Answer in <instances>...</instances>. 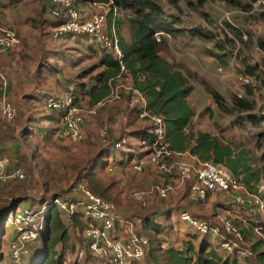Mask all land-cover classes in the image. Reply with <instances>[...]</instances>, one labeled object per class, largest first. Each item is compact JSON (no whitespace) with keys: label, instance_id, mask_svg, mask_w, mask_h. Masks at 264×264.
I'll return each instance as SVG.
<instances>
[{"label":"trees","instance_id":"obj_1","mask_svg":"<svg viewBox=\"0 0 264 264\" xmlns=\"http://www.w3.org/2000/svg\"><path fill=\"white\" fill-rule=\"evenodd\" d=\"M91 1L108 3L109 0ZM229 1L240 4L238 0ZM39 6L38 17L32 19L34 28L42 25V21L46 22L50 28H56L63 23V18L54 17L50 14L49 4L46 0H42ZM114 6L118 8L116 14L113 11ZM121 11L123 13H119ZM164 13L163 7L153 0H115V3L109 8L106 29L110 31L113 26L115 27L120 38V45L125 53L129 73L124 74L122 78L129 77L132 79L133 85L139 88L145 96L149 110L163 116L170 147L175 151H185L187 146L185 142L188 143L191 140L190 138L193 137L196 142L190 148L191 154L203 160H212L210 159L211 156H209V150H213L215 156L221 155L223 153L222 144L218 142L220 145L218 143L207 145V141L211 137L208 132L199 131L196 134L193 131L190 134L184 132V128L192 124V117L195 115V110L189 106L186 100L195 90L194 85L190 81L191 76L194 77V74L190 67L171 60L161 53L162 39L160 41L157 40L155 33L163 32L164 34L161 38L165 39V34L176 35L180 31L177 27H169L167 25L168 19ZM42 16L44 17L42 18ZM258 18L264 20V12L260 13ZM80 36L86 35H77L78 38ZM258 43V45L264 47L263 38ZM99 48L101 54L98 63L82 69L77 75L73 89L70 90L72 104L74 105L82 107L85 105L93 106L99 100L108 96L111 91V85L116 84L114 78L120 72L119 63L113 54L108 53L101 47ZM218 48L219 52L216 57L219 60L221 59V61H225V58L229 55L228 52H226L225 47L221 43H218ZM253 53L254 50L249 60L245 59L243 61V68L240 72L252 78V84H247V86H253L256 81L264 85V60L259 63H253ZM44 71L49 74H55V70L51 66L45 65V68H43L41 65V68L37 70L38 78L44 77ZM40 85L41 81H37L36 84L33 83L31 90L22 96L28 103V114L20 130L18 132L15 130L12 135H9L0 125V145H6V150H16L17 152V145H23L22 141H25L28 145H32L33 156L38 158L40 156L37 151L38 146L57 145V135L63 134L62 120L64 110L58 106L49 108L47 105L49 98H53L56 103L60 100L56 95L41 90ZM205 86L207 93L214 99L221 110L228 113L234 110L228 108L227 100L222 92L208 84H205ZM0 87L1 89L3 87L1 78ZM11 91L12 85L9 84L6 87V92L9 95ZM236 96L242 98L237 93ZM238 101L239 110H251L253 108L252 105L242 99H238ZM101 109H104V107ZM134 109L135 116L139 118L138 107ZM146 123L147 125L144 128L128 132L130 140L122 148L115 147L116 141L97 147L94 139H88L91 140V143L86 142V144L91 150L94 149L95 153L92 155L89 153L88 148H83L84 154L90 156L81 169L76 167L81 177L75 179L72 184L82 180L95 194L113 201L117 205L121 204L124 186L110 173L113 171L110 170V166L113 161H116L117 163L113 169L117 166L124 169L130 166L135 171L133 162L134 159L142 155L141 142H151L155 136L154 125ZM120 139L121 137L117 141ZM20 158L23 160L27 159L25 153ZM20 158H18L19 164L21 162ZM213 160L220 163L223 157L219 156ZM241 166L247 172L254 170L251 174H248L249 176L244 181L242 180L244 185L248 187V183H251V181L258 185L262 181L264 173L262 174L257 168L253 169L250 163L247 166L243 163ZM5 185L0 184L1 187ZM12 187L13 189L9 190L10 196H4L2 201H0V264H12L8 246L16 236L14 227L5 225L6 215L10 210L15 209L22 200L31 198L29 195L23 194L21 190L15 189L13 185ZM63 194L56 193L55 196ZM260 196L264 202V191L261 192ZM191 202L200 203V201ZM54 207L56 206H51L46 213V224L41 245L36 246V249L31 248L29 256L21 264H68L65 261L66 249L63 241L69 234L71 237L77 234L74 237L75 243L72 249L74 251L78 245L80 252L77 259L80 257L86 259L89 253L96 260L83 236L87 220L81 213H77L73 217L72 222L67 223L64 219L63 211L58 207V212L54 214ZM137 214L142 219V232L150 239V248L146 256L137 264H264V240L256 232V228H258L264 234L263 221L258 222L252 219L254 221L250 220V223L242 224L241 226L237 225L240 227L245 240L250 244L252 252L241 256L237 250L231 253L222 252L221 244L223 238L220 236L203 235L197 231H193L194 234L190 238L184 239L181 247L164 244L163 242H166V239L157 237L159 233L164 232V224L159 221L160 217H158L160 213L156 212V210L146 209L145 211H138ZM169 215L165 221L168 223L169 228H172L174 225ZM71 227L75 228L72 234L70 233ZM54 231H56V236H53ZM199 235L203 236L202 239H200ZM155 237L158 242L153 245L152 241ZM80 240H83L81 244ZM196 240H198L197 243ZM5 241L7 245H4ZM59 242H62L63 248L60 252L57 250Z\"/></svg>","mask_w":264,"mask_h":264},{"label":"rangeland","instance_id":"obj_2","mask_svg":"<svg viewBox=\"0 0 264 264\" xmlns=\"http://www.w3.org/2000/svg\"><path fill=\"white\" fill-rule=\"evenodd\" d=\"M153 1L159 3L163 7L165 11L164 15L168 19L167 25L169 27H177L180 30L176 35L168 34L165 36V39L161 38L162 55L171 60L178 61L182 65L190 67L194 74V77L191 76L190 81H192L191 83L195 87H199L203 90L202 87L205 88V84H208L224 93L228 108L234 110L229 111V113H225L224 111L225 114L223 119L225 121H233L231 124H235L238 129H241L245 133L242 142L245 143V145L251 146L250 150L255 156V167L263 174L264 85L259 81H256L253 86L243 85L238 82L236 76L242 71L243 61L245 59L249 60L251 57L250 55L254 46L259 44L258 41L261 38L264 39V20L258 18L259 14L262 13L260 7L254 4L255 0H238L240 4L229 0ZM104 11L106 10L97 9L90 13ZM80 13L82 16H85V13H83L82 10H80ZM119 13L123 12L121 11ZM227 15L230 19V23L226 22ZM257 15L258 17H256ZM231 22L235 23V25L231 24ZM31 24L32 21L30 25ZM2 25L15 30L21 41L20 44L13 47L7 53H0V78L1 85L3 86L2 89L0 87V125L4 131L9 135H12L15 130L18 132L26 121L28 103L22 96L31 90L33 83L36 84L37 81H41L40 89L46 93L56 95L59 100H65L69 97L70 90L73 89L76 82L77 73L82 67L91 66L95 63V60H92L91 56L88 55L90 50L86 46L94 42V39L89 36H80V38H78L77 35L66 39L61 38L63 36L55 37V28H47L46 26L43 27L41 25H39L38 28H34L31 25V29L27 26V30H24L21 25H15V27L13 26L14 24H8L3 21ZM245 33L249 37L248 40H244L243 38ZM218 43L223 44L226 52L229 54L228 57L225 58V61H221V59L219 60L216 57V54L219 52ZM95 44L94 47L98 49V51H101L99 48L100 46ZM46 59H48V66L56 68L58 65L61 70L55 69V74H49L47 71H44V77L38 78L37 70L41 68V65L43 67L47 64ZM63 59H65V61ZM71 61L74 63L71 64ZM219 65H222L229 74H233L237 83L229 80L221 81L220 77H222V75L226 76V74H222L218 71L217 67ZM67 69L70 71V74L67 73ZM9 84L12 85V91L8 95L6 87H8ZM237 84L242 92V98L236 96ZM196 94H198V92L195 91L191 98L193 99ZM127 97L130 98V103L132 102L130 109H133V106L135 105L134 98L126 92H123L122 97L116 101L125 100ZM238 99L244 100L252 105L253 108L251 110H239V105L237 104L239 102ZM114 102H111V104H114ZM204 102L200 101V104H204ZM213 102L215 104V109L219 110L220 108L217 106L214 99ZM4 104L11 105L12 108H15V115L9 117L3 109ZM206 105L204 106L205 109L207 108ZM106 107L99 110L94 115L88 114L87 112L84 113V138L81 141L73 142L57 135V145H43L37 147V151L40 154L38 158L33 156L34 150L31 147L32 145H28L25 141H22L23 145H17V152L16 150L8 151L5 149L6 145H0V155L8 156L10 158H20L25 153L27 159L23 160L20 158V165L23 166L28 173L25 179L11 181L1 188L0 201H2V197L10 196L9 190L13 189L12 185L15 189L21 190L23 194L31 197L29 199H24L19 203V210L30 204H32V206H41L47 201V198H51L56 193H65L72 182L78 177H81L79 170H77L76 167L81 169L86 164L87 158L90 156L84 154L83 148H88L89 153L92 155L95 153V150H91L86 144V142L91 143V140L88 139H94L95 146L97 147L100 145H108L109 142H117L120 137H123L125 133H128L129 130H131L128 126V120H125L123 117L118 123L119 126L117 127V131L113 132L111 120L104 114ZM132 109L130 110L131 113H133ZM133 115H135V111ZM118 118L119 116L117 115L115 119L117 120ZM145 125H147L146 122ZM103 131L107 132L104 137L102 136ZM127 144L128 143L125 145ZM120 169L121 168H118L117 166L110 173L118 179H121V184L123 186L126 185V187H124V205L131 209V216L139 217L137 214L138 211H145L146 209L157 210L158 204L164 205L167 200L158 197L156 193H150L147 197V204L144 205L133 198L132 194L134 191L141 190L149 192L153 184L162 182H171L176 189L181 188L182 191L185 189L184 186H180L178 182L175 181V176L166 177L153 168H148L146 172H143L152 180L147 185L138 184L135 180V175H133L132 172H129L128 174L126 172L122 173ZM128 179L134 183H131ZM127 180L130 184L125 182ZM254 186L255 189H249L247 186L246 187L251 193L256 192V190L258 191L259 189L263 192L264 177L258 185L255 184ZM184 199L185 197L183 198V201H179L182 203L184 202ZM223 202L224 201L221 203ZM182 205H185V209L189 212L210 219H215L216 214L218 213H222L226 217L231 218V220L242 222L244 220H247L246 222L250 220H257L259 222L264 219V214L258 207H255L251 212L252 216H248L244 215L243 207L236 208L230 203L227 205H219V209L217 207H212L210 209L207 208L208 200L200 201V203H190L188 205L183 203ZM192 205L196 207V210L191 208ZM216 210L217 212H215ZM53 211L54 214H56L58 212V207H54ZM241 225L242 224L239 226ZM74 230L75 228L71 227L70 233L72 234ZM177 233H181L179 228L178 230L176 229L174 232H171V239L177 237ZM56 235V231H54L53 236ZM75 235L71 237L69 234L63 241L66 249V263L95 264L96 261V264H99V260H95L89 253L86 256V259L82 257L77 259L80 252L78 245L74 251L72 250L73 244L75 243ZM162 235L163 233H159L157 237L160 238ZM202 237L203 236H200V239H202ZM82 241L83 240H80V244ZM157 242V238L155 237L152 243L154 245L157 244ZM41 243L42 240L38 241L36 246H40ZM4 245H7L6 241L4 242ZM34 249H36V247H34ZM62 249V242H59L57 250L60 252ZM221 251L226 252L224 249H221Z\"/></svg>","mask_w":264,"mask_h":264},{"label":"built area","instance_id":"obj_3","mask_svg":"<svg viewBox=\"0 0 264 264\" xmlns=\"http://www.w3.org/2000/svg\"><path fill=\"white\" fill-rule=\"evenodd\" d=\"M49 4V12L54 17L63 18V23L55 28V37L66 34L86 35L108 53L113 54L120 66L119 74L114 78L116 84L111 85L108 96L99 100L93 106H79L72 104V97L69 95L65 100L58 103L49 98L48 107L58 106L64 110L63 129L64 136L73 142H79L84 138L83 124L85 115H94L99 109L122 97V93L132 95L134 106L138 107L139 119L154 125L155 136L151 142L142 141V155L134 159L133 169L142 173L152 167L164 176H177L180 183H188V199L190 201H205L210 193L220 192L224 195V204L230 203L239 207L248 208L250 212L258 207L264 214V202L261 200V191L251 193L244 185L242 177L234 174L227 166L214 160H203L192 156L190 160L182 159L183 152L175 151L169 145L166 135L165 121L162 115L149 110L147 100L142 92L133 85L129 77L122 78L128 74L125 60V53L120 45V38L115 29H106L108 12H94L89 16H82L77 6V0H46ZM115 0H109L107 4L113 5ZM255 5L264 12V0H255ZM0 6V53H7L16 45L20 44V38L15 30L2 25ZM116 14L118 8L113 9ZM226 20L230 23L228 15ZM235 25V23L231 22ZM163 32L155 33L157 40H161ZM167 35V34H165ZM248 40V35H243ZM253 63L264 60V47L254 46ZM218 71L228 76V71L222 66L217 67ZM237 76L238 82L243 85L252 84V78L240 73ZM125 88V89H124ZM124 89V90H123ZM238 96H242L240 88L236 87ZM4 111L9 117L16 113L11 105L4 104ZM107 132L103 131L102 136ZM130 135L125 133L116 142V148H122L130 140ZM144 152V153H143ZM112 162L110 170L116 165ZM26 169L19 164L18 158L0 156V184H7L11 181L23 180L27 177ZM175 189L171 182L155 183L149 192L136 190L133 198L147 204V197L150 193H156L160 198H167ZM57 206L63 211L64 219L71 223L77 213H81L87 220L83 230V236L87 241L90 252L99 260V264H137L146 256L150 248V239L137 229L133 220L121 216L118 205L95 194L88 185L79 180L60 196L48 198L41 206H26L18 209V206L8 212L5 218L6 226H13L16 236L8 246L12 264H21L36 247L38 241L43 238L46 224V213L51 206ZM264 217V216H263ZM181 219L189 224L193 231L203 235L220 236L223 238L222 249L228 253L237 250L241 256L252 253L250 244L245 240L240 229L230 218L222 213L216 214L215 219L196 216L190 212H182ZM122 221L126 227V235L116 233V222ZM264 222V219L262 220ZM256 232L264 240V234L256 228ZM264 249V246H263Z\"/></svg>","mask_w":264,"mask_h":264},{"label":"crops","instance_id":"obj_4","mask_svg":"<svg viewBox=\"0 0 264 264\" xmlns=\"http://www.w3.org/2000/svg\"><path fill=\"white\" fill-rule=\"evenodd\" d=\"M41 2H42V0H0V6H1V10H2L1 11V21L8 23V24H14L13 26L21 25V27H23L24 30H27L26 29L27 26H29V28L31 29L33 27V25L31 24L32 25V27H31L30 23H31L32 19H34V18L36 19L38 17V9L40 7L39 5L41 4ZM77 4H78L80 10H82V12L85 13V16H89L91 14L90 12L97 10V9H104L107 12H109V8L111 6L107 3H96V2H92L91 0H77ZM43 17L44 16H42V18ZM41 26H43V27L46 26L48 28V24H46V22H44V21H42ZM72 36H74V35L68 34V35H65L61 38L66 39V38H69ZM77 40H78V38H77ZM23 41H24V39H23ZM88 41H90V40H88ZM93 43L95 44V42H92L91 44L86 45V46L90 50V53L88 55L91 56L92 60H95L94 61L95 63H93V64H96L99 61V56L101 54V51H98V49H96L94 47ZM65 59H63V60L65 61ZM46 60H47V64H45V65H49L48 59H46ZM73 63L74 62L71 61V64H73ZM45 65L43 66V68H45ZM88 67L89 66L82 67L81 70L84 68H88ZM53 69L54 70L55 69L61 70L58 65L56 68H53ZM56 70H55V72H56ZM67 73L70 74V71L68 70ZM78 73H77V75H78ZM220 78H221L220 79L221 81L229 80L231 82H233V81L235 82L234 75H230V76H228V75L223 76L222 75V77H220ZM202 88H203V90H201L199 87H195V90L186 99L189 106L193 110H195V115L192 117V124L189 127L184 128V132L186 134H190L191 131H193V133H195V134L199 131L210 133L211 137L208 139L207 145H215L216 143L219 142L222 144L221 146L223 148V153L221 155H216V156L213 153V150H209V156H211L210 159L213 160L214 158L219 157V156L223 157V160L220 163L225 164L234 174L240 175L242 177V180L244 181V179H246L249 176L248 174H251V172L254 170H252V171L250 170L247 172V171L243 170L241 165L243 163H245V165L247 166L250 163L252 165L253 169L256 168L255 163H254L255 156H254V153L250 150L251 146L245 145V143L242 142L243 141L242 138L245 137V133L241 129H238L235 124L232 125L231 123L233 121H231V120L225 121L223 119L224 114L228 113V112L224 113V111L220 110L219 108L218 109L220 111L215 109V104L213 102L212 97L207 93V91L204 87H202ZM195 91L198 92V94H196V96L192 99L191 96L193 95V93ZM222 94L224 95V93H222ZM128 97H127V99L125 98V100L116 101V102H114V104L110 103L111 105L109 104L105 108L104 114L108 119L111 120V123H112L111 126H112L113 132L117 131V127L119 126L118 123L120 122L121 118H123V117L125 120H128V126L131 129L129 131H137V130L145 127L144 126L145 121H143V120L141 121V119H139L135 115H133L134 114L133 110H135L134 106H133V109L131 108L133 113L130 112V110H131L130 107L132 106V102L130 103V98H128ZM204 98H205V100H204ZM200 101L201 102L205 101V102H204V104H200ZM205 105L207 107L206 109L204 108ZM117 115L119 116V118H118L119 121H118V119L117 120L115 119L117 117ZM84 124H83V126H84ZM241 134H243V135H241ZM59 136L64 138V139L71 141L69 138H66L61 133L59 134ZM190 139L191 140H189L188 143L185 142V144H187L186 150L182 151L184 153V155L182 156V159H184V160H190L192 158V156H196V155L191 154V152H190V148L193 145H195L196 141L193 139V137H191ZM219 143H218V145H220ZM118 168H121V167H118ZM150 168H152V167H149V169ZM120 171L122 173L126 172L127 174L129 172H132L133 175H135L136 182L138 184L140 183L141 185H147L148 183H150L152 181L151 178L146 176L143 172L138 173V172L133 171L130 166L126 167L125 169L121 168ZM144 172H146V170ZM175 177H176L175 181L178 182V184L180 186H184L185 189L182 191L181 188L180 189L175 188L173 190V192L169 195V197H168L169 199L168 198L163 199V200L167 199L166 203L164 205L158 204L156 212L160 213V215L158 216V217H160L159 221L164 224V232H163L162 237L164 239H166V242H163V243L164 244H166V243L172 244L174 247H181L182 241L184 239L190 238V236L194 234L193 230L190 229L189 224L185 223L181 219L182 212H186V211L189 212L188 210L185 209V205H182V204L186 203L188 205L192 202L188 199L189 185L187 183H180L178 177L177 176H175ZM116 179L121 184V179H118L117 177H116ZM128 180L125 182H127L128 184H130V182L134 183L133 181L129 180L130 181L129 182ZM255 184L256 183L254 181H251V183H248V188L249 189H255V186H254ZM3 187L4 186H2V187L0 186V189ZM124 187H126V185H124ZM182 192L185 196L182 194ZM184 197H185L184 202L181 203L180 201H183ZM224 198H225L224 195L220 192L210 193L206 199V201L208 200L207 208L210 209L212 207H217L219 209L218 206L224 204V203H221L222 201H224ZM124 199H125V193H123V199H122L121 204L118 205L119 212H120L121 216L133 220L137 226V229L142 232V229H141L142 219L139 217L131 216L132 211L129 207L124 205ZM233 207L239 208V206H236V205H234ZM191 208L193 210H196V207L194 205H192ZM217 210L215 212H217ZM243 212H244V215L252 216V213L249 211L248 208L243 207ZM191 214H193V213H191ZM168 215H169V218H171V221H173L174 226L172 228H169L168 223L165 221L166 218L168 217ZM193 215L200 216L197 214H193ZM232 221L236 225L250 223V221L246 222L247 220L246 221L244 220L243 222L238 221V220L237 221L232 220ZM178 228L181 231V233H177V237H175L174 239L173 238L171 239V232H174V230H176V229L178 230ZM116 233L120 234L121 236L126 235V227L124 226V223L122 221L118 220L116 222ZM197 241L198 240H196V243H197Z\"/></svg>","mask_w":264,"mask_h":264},{"label":"water","instance_id":"obj_5","mask_svg":"<svg viewBox=\"0 0 264 264\" xmlns=\"http://www.w3.org/2000/svg\"><path fill=\"white\" fill-rule=\"evenodd\" d=\"M54 197H56V196L54 195Z\"/></svg>","mask_w":264,"mask_h":264}]
</instances>
